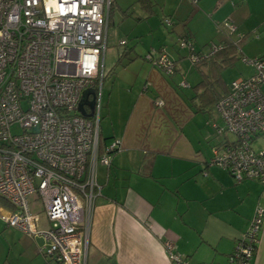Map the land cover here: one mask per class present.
<instances>
[{
  "label": "built area",
  "instance_id": "2783aa9c",
  "mask_svg": "<svg viewBox=\"0 0 264 264\" xmlns=\"http://www.w3.org/2000/svg\"><path fill=\"white\" fill-rule=\"evenodd\" d=\"M110 1L0 0V197L10 209L1 218L27 234L42 235L41 252L60 264H87L88 232L101 194L96 166H109L120 145L115 138L99 143L97 83L103 79ZM219 29L228 38L235 33L229 19ZM236 34L243 39V33ZM178 42L187 47L193 64L225 46L212 42L207 51H196L187 37ZM143 57L167 75L176 71L164 48ZM239 58L253 72L230 82L215 103L221 124L212 122L217 135L230 132L236 138L214 146L208 164L227 170L237 183L258 179L264 184V149L251 146L264 133V57ZM88 89L96 92L90 117L78 110ZM156 103L163 105L161 99ZM84 109L89 112L87 105ZM29 196L43 208L44 228H37L39 217ZM262 225L264 208L257 206L235 241L229 264H251ZM164 246L172 262L185 264L171 241Z\"/></svg>",
  "mask_w": 264,
  "mask_h": 264
},
{
  "label": "crops",
  "instance_id": "0c3cea01",
  "mask_svg": "<svg viewBox=\"0 0 264 264\" xmlns=\"http://www.w3.org/2000/svg\"><path fill=\"white\" fill-rule=\"evenodd\" d=\"M111 1L121 10L117 0ZM140 6L148 14L157 7L173 30L182 22L176 38L187 36L196 51H204L202 46L211 41H238L236 33H244L238 56L264 55V0H149ZM224 19L235 25L229 38L219 29ZM170 48L165 50L176 62L171 51L179 49ZM210 64L202 62L200 79L213 80ZM133 65L124 78L112 81V88L118 84V97L110 93L106 98L108 115L118 125L110 135L99 132L104 144L115 138L120 145L109 166H96L101 194L95 198L86 263L177 264L165 250L169 240L185 264H229L255 208H264V184L258 179L237 183L227 170L208 164L212 148L221 142L213 146L212 122L221 119L211 120L209 105L199 101L201 88L194 86L200 79L189 86L183 79L190 76L187 70L176 67L173 77L147 60ZM243 69L242 77L253 72ZM220 77L215 90L224 93L229 84L222 71ZM187 87L191 92L181 91ZM38 217L37 228H44L45 216L41 224ZM25 234L17 236L20 251L2 264H60L41 252L42 235ZM251 264H264V225Z\"/></svg>",
  "mask_w": 264,
  "mask_h": 264
},
{
  "label": "rangeland",
  "instance_id": "374dc122",
  "mask_svg": "<svg viewBox=\"0 0 264 264\" xmlns=\"http://www.w3.org/2000/svg\"><path fill=\"white\" fill-rule=\"evenodd\" d=\"M117 2L120 4L121 10L118 9L116 5H112L111 19L107 23L106 30V48L102 67L103 79L102 81L99 79L97 83L98 96L100 97L99 131L106 135H110L112 130L118 125V120L114 117L111 119L108 115L106 107V98H108V95L113 93L115 96L114 98H116L120 91L117 86L118 84L115 85L114 88L111 87L112 81L124 78V75H126L124 73L126 72V68H133L135 66H132L133 63L145 61L143 56L148 51L152 49L159 50L164 47L166 48V46L172 48V46L176 45L179 51L170 49L174 56H176V67H179L182 72L183 70H187V73H190V76L187 75L183 77L189 86L194 85L195 80L198 81L200 79L198 70L199 68L202 69L203 66L200 62L193 64L190 61L187 47H179V38H176L178 34L176 31L177 27H183V24H181L182 22L180 24L177 23L175 25L176 28L173 30V26L171 27V25H166L164 23V17L157 7H154V13L148 14L141 8L139 0H117ZM211 43L212 41L202 46L204 47V51L208 50V45ZM242 44L243 43H241V45ZM246 66L248 70L245 71V73H248L251 71L250 68L252 69V67L243 62L240 58H237L232 64L223 68L222 76L225 83L230 84L232 80L239 77L244 70L243 68H246ZM176 73L177 71L172 75L164 74L167 76H175ZM181 91L188 93L189 91L191 92V88H182ZM126 103L123 104L122 108L125 107ZM208 109L211 120H219L213 104H210ZM210 121L208 122L211 123ZM216 123L221 124V121ZM12 131H17V129L13 127ZM216 135L217 134L214 136L215 141L213 146L224 139L234 141L236 138L235 135L230 132H226L222 136ZM251 146L255 149H264V133L256 135L251 142ZM28 201L31 210L39 214L40 224L43 223L44 212L39 200H35L34 196H29ZM9 210V207L6 206L0 198V264H2L6 258H10L20 251L17 236H22V234L26 236L22 230L15 226L7 225L1 218L2 215L9 214ZM43 243V245H45L46 240Z\"/></svg>",
  "mask_w": 264,
  "mask_h": 264
},
{
  "label": "trees",
  "instance_id": "16d2710c",
  "mask_svg": "<svg viewBox=\"0 0 264 264\" xmlns=\"http://www.w3.org/2000/svg\"><path fill=\"white\" fill-rule=\"evenodd\" d=\"M139 2L141 4H148L149 0H139ZM111 8H112V1H110V4H109L108 18H110ZM223 43L225 44V46L222 49L218 50L212 56L200 61V63L209 61L211 63L210 65L212 67V73H213L212 81H209L210 79L203 77L194 86L197 89L201 88V91L198 93V96L200 98L199 101L203 102L205 105L215 104L220 98H222L227 93L228 87L224 93L218 92L217 90H215V88L216 86H218L217 84L221 82L220 73L223 70V68H225L227 65L232 64L234 60L239 57L238 55L240 51L238 47H240V45L238 44L237 41L227 40V41H224ZM258 57H264V55L258 56ZM99 143H100V147L104 145V139L101 136L100 132H99ZM2 201L4 204H6V206L9 207L8 203L4 199H2Z\"/></svg>",
  "mask_w": 264,
  "mask_h": 264
},
{
  "label": "water",
  "instance_id": "95a60500",
  "mask_svg": "<svg viewBox=\"0 0 264 264\" xmlns=\"http://www.w3.org/2000/svg\"><path fill=\"white\" fill-rule=\"evenodd\" d=\"M89 94H91V99H88ZM95 102V93L93 90L88 89L82 93V96L79 101L78 110L79 112L86 117H90L93 113ZM84 105L88 106L89 112L84 109Z\"/></svg>",
  "mask_w": 264,
  "mask_h": 264
},
{
  "label": "flooded vegetation",
  "instance_id": "af4514ba",
  "mask_svg": "<svg viewBox=\"0 0 264 264\" xmlns=\"http://www.w3.org/2000/svg\"><path fill=\"white\" fill-rule=\"evenodd\" d=\"M88 99H91V94H89Z\"/></svg>",
  "mask_w": 264,
  "mask_h": 264
}]
</instances>
